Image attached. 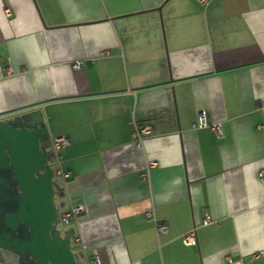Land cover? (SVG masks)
<instances>
[{"label": "crops", "instance_id": "1", "mask_svg": "<svg viewBox=\"0 0 264 264\" xmlns=\"http://www.w3.org/2000/svg\"><path fill=\"white\" fill-rule=\"evenodd\" d=\"M31 112L79 264H264V0H0V120Z\"/></svg>", "mask_w": 264, "mask_h": 264}, {"label": "water", "instance_id": "2", "mask_svg": "<svg viewBox=\"0 0 264 264\" xmlns=\"http://www.w3.org/2000/svg\"><path fill=\"white\" fill-rule=\"evenodd\" d=\"M25 116L0 120V205L12 210L2 214L0 240L6 238L11 245L0 246V264H17L18 260L3 255L21 254L16 240L29 246L32 264H79L69 246L73 228L62 235L55 228L52 168L46 163L48 152L41 146L46 128L33 112Z\"/></svg>", "mask_w": 264, "mask_h": 264}, {"label": "built area", "instance_id": "3", "mask_svg": "<svg viewBox=\"0 0 264 264\" xmlns=\"http://www.w3.org/2000/svg\"><path fill=\"white\" fill-rule=\"evenodd\" d=\"M73 66L79 67V62L75 61L73 63ZM203 126H210L212 129L216 131V133L220 132L219 124L216 122H210L205 112V109L199 108L196 112V118L194 122L191 124V127H203ZM149 132H150V125L146 123H142V124H134L131 134H132V138L135 141H139L141 139L142 134H146ZM67 142H68V138H66L65 136H62V135L56 136L52 140V147L54 149H57L60 146L66 144ZM52 172L56 174H60L64 177L66 176V173L56 166L52 167ZM257 177L259 178V180L264 182V167H261L257 170ZM83 210H84L83 204L75 203L71 205L68 209L59 211V213H57V217H59L60 221L63 224H69L70 220L73 218H77ZM146 214L149 216L151 215V212L147 210ZM209 218H210L209 214L205 212L203 219H202V223H206L209 220ZM155 229L159 232L165 231L166 225L162 222H155ZM181 241L183 244H187V245L194 244L196 241L194 228H191L190 230L185 232L181 237ZM89 262L90 264H103L97 252H94L93 254H91L89 258Z\"/></svg>", "mask_w": 264, "mask_h": 264}, {"label": "rangeland", "instance_id": "4", "mask_svg": "<svg viewBox=\"0 0 264 264\" xmlns=\"http://www.w3.org/2000/svg\"><path fill=\"white\" fill-rule=\"evenodd\" d=\"M41 146L48 152L47 155V160L46 163L52 168L54 167V155L52 154L53 151L48 147V144L46 141H44ZM51 183H52V188H53V193H52V200L53 203L56 207L57 213L61 210L62 206L60 204V198L61 195L63 194L61 190V184H62V179L59 175H56L54 172H52V177H51ZM68 224H63L59 217H57L56 225L55 228L58 230L59 235H62L64 231L66 230ZM8 258H13V255H8L7 253H3ZM80 264H86L85 260L83 258H80Z\"/></svg>", "mask_w": 264, "mask_h": 264}, {"label": "flooded vegetation", "instance_id": "5", "mask_svg": "<svg viewBox=\"0 0 264 264\" xmlns=\"http://www.w3.org/2000/svg\"><path fill=\"white\" fill-rule=\"evenodd\" d=\"M8 209H11V208H9V207H5V205L4 204H2V205H0V226L2 225L1 223H2V219H3V213H5V212H9V211H12V210H8ZM10 217V216H9ZM11 219V218H10ZM20 225H18V227H19ZM14 234H15V232H14ZM2 240H4V239H2Z\"/></svg>", "mask_w": 264, "mask_h": 264}]
</instances>
